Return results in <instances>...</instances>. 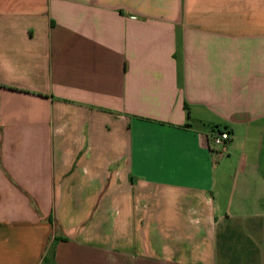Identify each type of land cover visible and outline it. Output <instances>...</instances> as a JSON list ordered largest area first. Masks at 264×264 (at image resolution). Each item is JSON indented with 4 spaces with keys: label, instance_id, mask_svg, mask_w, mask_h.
<instances>
[{
    "label": "crops",
    "instance_id": "0c3cea01",
    "mask_svg": "<svg viewBox=\"0 0 264 264\" xmlns=\"http://www.w3.org/2000/svg\"><path fill=\"white\" fill-rule=\"evenodd\" d=\"M0 264H264V0H0Z\"/></svg>",
    "mask_w": 264,
    "mask_h": 264
},
{
    "label": "built area",
    "instance_id": "2783aa9c",
    "mask_svg": "<svg viewBox=\"0 0 264 264\" xmlns=\"http://www.w3.org/2000/svg\"><path fill=\"white\" fill-rule=\"evenodd\" d=\"M229 140L230 135L228 132H222L213 137L212 143L215 149L218 151L219 155L224 156L228 153Z\"/></svg>",
    "mask_w": 264,
    "mask_h": 264
}]
</instances>
